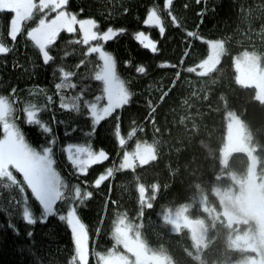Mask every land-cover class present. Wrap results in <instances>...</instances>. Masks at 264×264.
Segmentation results:
<instances>
[{
  "label": "trees",
  "instance_id": "obj_1",
  "mask_svg": "<svg viewBox=\"0 0 264 264\" xmlns=\"http://www.w3.org/2000/svg\"><path fill=\"white\" fill-rule=\"evenodd\" d=\"M163 5L164 0H68L65 5L63 10L78 20L94 19L98 25L94 31L123 29L112 40L99 43L113 55L131 98L94 130L86 111L77 114L60 108L55 84L63 68L75 73L72 82L77 85L66 95L84 89V98L91 100L102 94V82L91 78L101 61L97 54L86 55L97 41L78 42L83 36L77 23L74 32L62 30L49 46L52 59L45 64L27 37L43 14L23 24L13 41L8 35L11 14L0 13V40L11 49L0 54V95L13 104V122L35 149L49 146L55 136L53 159L62 180L69 188L78 185L82 192L92 193L81 201L68 192L54 206L55 214L42 218V206L26 185L24 193L14 186L0 187V264H79L70 227L66 219H59L72 208L88 236L85 264H102V255L124 252L116 242L119 220L150 251L168 256L172 264H235L253 256L236 240V234L251 223L231 224L221 211L225 196L231 204L240 193L248 157L237 151L223 159V148L236 118L254 146L258 177L264 183V102L234 64V56L242 51H254L264 61V0H173L168 9ZM153 8L161 16L163 36L157 27L144 24ZM138 32L157 43L155 53L139 44ZM214 40L221 42L222 53L202 68ZM141 66L144 73L136 71ZM30 104L46 107L37 118L47 123L51 134L27 123L24 109ZM153 141L151 158L123 165L126 151ZM69 143L90 145L108 158L81 174L63 151ZM11 170L23 182V176ZM25 199L34 210L35 225L22 219ZM181 207L202 219L203 243L197 245L187 227L175 229L167 220V209ZM9 221L19 236L7 227ZM29 231H34L31 240Z\"/></svg>",
  "mask_w": 264,
  "mask_h": 264
},
{
  "label": "snow or ice",
  "instance_id": "obj_2",
  "mask_svg": "<svg viewBox=\"0 0 264 264\" xmlns=\"http://www.w3.org/2000/svg\"><path fill=\"white\" fill-rule=\"evenodd\" d=\"M173 0H164L163 7L168 9ZM201 0H197L200 3ZM68 0H0V13L11 14L9 20L10 31L8 35L15 41L17 35L21 33L22 26L26 22L33 20L37 13L43 14L35 27L27 32V37L38 48L39 53L42 54L43 62L47 64L52 57L49 55L48 48L57 39L62 30L72 33L75 31L74 25L79 24L82 33V42L88 45L90 41H97L95 46H90L86 55L97 54L98 60L102 63L97 68L93 69L92 79L102 82V93L94 99L84 98V89L79 94L66 95L68 90L75 89L77 85L72 82L74 72L60 69V81L55 84L57 95H59L60 108L80 114L86 111L92 120V129L110 116L116 109L128 104L131 93L125 86V82L120 79L116 72V63L111 53L104 50L100 41L107 42L112 40L123 32L113 30L109 27L102 33L94 31L98 28L97 22L94 19L78 20L76 15L66 12L64 9ZM56 13L54 18L48 19V12ZM171 15V13H169ZM145 25L155 26L159 33L163 36L165 28L162 26L161 16L155 8L147 13L144 20ZM135 39L142 45L143 48L149 49L153 53L157 51V43L145 35L143 32H138ZM11 49L3 42H0V54L10 52ZM91 63V61H87ZM85 61H81L84 64ZM138 73H144V67H137ZM41 91H44L43 89ZM15 92V89H13ZM51 101L52 97L49 96ZM102 100H106V104H101ZM47 110L37 105L30 104L24 109L26 112V121L29 125H39L43 133L51 134L52 129L47 123L42 122L37 118L39 112ZM13 112L12 103L7 96L0 95V129H2L3 137L0 138V187L12 188L13 186L19 190L20 193L25 192L24 185L31 191L32 197L42 206L41 216L47 218L54 213V206L58 201H61L68 192L74 193L76 198L81 201L89 198L92 193L81 191L78 185L69 188L62 180L60 174L53 167L55 161L53 159L54 151L53 145H56L57 138L52 136L48 142L49 146L43 147L42 150L37 151L26 142L25 135L22 133L16 123L10 119ZM74 131V129H73ZM91 134V133H90ZM65 135H70L65 132ZM68 154L69 161L74 167L78 168L81 174H86L87 168L93 164L100 163L108 158L105 151L93 152L91 146L77 145L69 143L63 149ZM81 154L87 158L82 159ZM16 172L23 176V182L17 181L13 174ZM95 186L99 187V179L95 180ZM34 210L30 209L28 202L25 199V204L22 210V219L28 225H35L38 221L34 219ZM61 221L67 220V225L70 226L73 235L75 254L78 255V233L83 229V223L78 218L75 208L68 211L67 217L60 215ZM7 227L14 235L19 236V229L11 221L8 222ZM34 231L27 233V238L31 240ZM23 251V249H22Z\"/></svg>",
  "mask_w": 264,
  "mask_h": 264
},
{
  "label": "rangeland",
  "instance_id": "obj_3",
  "mask_svg": "<svg viewBox=\"0 0 264 264\" xmlns=\"http://www.w3.org/2000/svg\"><path fill=\"white\" fill-rule=\"evenodd\" d=\"M55 14L56 13L50 12L47 18H54ZM2 40H0V42L6 45L5 41ZM209 49L208 56L201 64L202 68L211 66V64L218 59L222 53L221 42L218 40L210 41ZM234 64L245 81L255 87L258 100L264 102V61L261 59L260 55L254 51H242L234 56ZM101 95H103V93ZM101 104H106V100H102ZM10 119L13 120V112ZM2 137L3 132L0 135V138ZM36 150L40 151L42 149ZM237 151L247 154L248 170L246 178L242 183L240 193L235 197V201H231V204H229L230 199L228 200L225 195V197L221 196L222 198L224 197L225 205L221 211L231 224H237L238 222L251 223L249 225L250 227L245 226L243 231L236 234L239 235L236 240H238L237 243H239L240 246L249 250L251 249L253 256L247 257L235 264H264V183L258 177L256 168L257 158L254 154V146L250 143L244 126L239 120L234 118L230 123L226 135L223 148V159L230 153ZM153 154L154 141L150 144H137L132 150L126 151L123 154L122 163L124 166H132L137 161L148 160ZM81 158L86 159L87 157L81 154ZM53 167L56 169L55 165H53ZM67 213L65 217H67ZM165 215L173 228L178 229L181 226L187 227L195 243L197 245H199L198 243H203L206 227L200 217L188 213L185 207L167 209ZM115 233L116 242L124 248V252H110L106 255H102L100 257V262L102 264H172L168 256L150 251L140 241L137 234L131 232L128 224L124 220H119L115 228ZM77 243V260L79 264H85L89 254V244L84 226L78 233Z\"/></svg>",
  "mask_w": 264,
  "mask_h": 264
},
{
  "label": "bare ground",
  "instance_id": "obj_4",
  "mask_svg": "<svg viewBox=\"0 0 264 264\" xmlns=\"http://www.w3.org/2000/svg\"><path fill=\"white\" fill-rule=\"evenodd\" d=\"M22 120V119H21ZM23 122V121H22ZM192 238V237H191ZM192 240V239H191ZM241 245H243V244H241ZM251 250V249H250ZM250 256V255H249Z\"/></svg>",
  "mask_w": 264,
  "mask_h": 264
}]
</instances>
